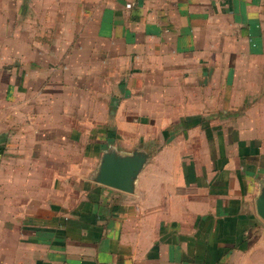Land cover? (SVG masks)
I'll return each mask as SVG.
<instances>
[{
  "label": "crops",
  "instance_id": "obj_1",
  "mask_svg": "<svg viewBox=\"0 0 264 264\" xmlns=\"http://www.w3.org/2000/svg\"><path fill=\"white\" fill-rule=\"evenodd\" d=\"M10 13L23 28L33 18L51 29L66 20L73 29L66 44L81 47L35 52L50 60L83 55V65L49 75L56 83L43 84L35 73L29 85L26 63L20 66L27 55L9 52ZM0 24L9 33L0 52V264H264L257 211L264 190V0H0ZM207 59L230 60L221 109L203 100V87H154L152 77L171 82V69H186L185 61L203 74ZM105 60L127 77L113 88L120 122L109 128L116 134L97 137L92 165L91 129L113 124L105 91L112 85H79L99 94L80 107L92 110L90 118L81 121L61 104L66 111L50 124L28 89L39 98L41 87H73L75 78L66 80L80 67L92 65L100 76ZM136 149L149 158L133 192L94 180L106 152Z\"/></svg>",
  "mask_w": 264,
  "mask_h": 264
},
{
  "label": "rangeland",
  "instance_id": "obj_2",
  "mask_svg": "<svg viewBox=\"0 0 264 264\" xmlns=\"http://www.w3.org/2000/svg\"><path fill=\"white\" fill-rule=\"evenodd\" d=\"M30 7V6H29ZM34 11L28 10L26 13L29 17H33L32 15ZM23 14V13H21ZM18 15V13H17ZM22 18V16H21ZM19 20V17L13 18L12 13H10V21L7 23L10 25V32L15 35V37H12L11 41L12 43L9 45V52H16L17 54L21 55H27L26 59L21 60V65L24 66V62L26 63V69L25 71L28 72L27 78L30 77V81L28 82L29 85H33L36 79L35 73L41 75L43 80V84H50V83H56L49 80V75L52 73L56 74L58 73L61 68H65L68 65H83V55L81 57H75L71 60L66 59H58V60H50L47 58H44L42 55L38 56L35 52L37 50L39 53H43L46 55V52L48 51H55L59 53H65L67 50L70 52L72 51L73 47H81V45H75L71 46L70 44H66L65 42V36L68 34H73V29L66 28L63 26L66 20L58 21L59 24H56L52 29L51 28H42L40 25L36 23V20L28 19L26 21V27L23 28L22 21ZM59 25V26H57ZM63 27H62V26ZM14 29V31H13ZM7 27L2 26L0 24V52L3 50V47L6 48L8 45H6L3 41L4 36L8 35L7 33ZM17 35H22L21 40L19 43H15L17 38ZM37 40V41H36ZM132 60L129 61L130 65H132ZM146 62V61H145ZM152 65H157L159 61H149ZM179 62V61H177ZM177 62L174 61V66L177 65ZM186 63V69H182L180 67H173L171 69V75L174 78H171L170 81L164 82L161 76L152 77L154 81L158 82L154 87H203V100L208 101L209 103L217 104L219 105L220 109L222 107V102L226 99L227 95L230 94V60H202L200 61L202 63L201 68L203 69V74H199V69L195 68V61H185ZM16 60L11 61V65L15 64ZM92 63V62H91ZM18 64V60H17ZM96 65V63H95ZM145 65H148V63H145ZM17 66V65H16ZM127 67V66H126ZM18 68V66H17ZM82 67L79 68L78 71L75 72L73 76L68 78L66 81H70L72 79L75 80L73 82V87L65 88H58L53 87L55 85H52L51 87H41L42 89V96L38 98L40 94L39 92H36V95L32 93L34 90L33 87H29L28 94L31 96L30 101H32V105H34V108L37 107V112L40 111V107L42 109V117L46 118L48 117V121L46 124H50L52 121H57V118H59L56 113L66 111V108H58L61 104L64 106H70L69 108L72 109L71 114L79 116V118L82 120H87L92 115L91 109H81L83 104L92 103L93 98L94 101L97 99V95L94 91L90 90V93H86V90H81L80 87H78L81 84H89L91 83L95 87H98L100 89L105 88L102 87L104 83H106L107 86L112 85V87L105 88V91L108 92L107 100L110 103L111 110H115L116 106V99L112 96L115 95V85H119L122 78H126V75H119L120 71H118V67L116 64V61L113 60H105L102 66V71H100L99 76V70H95V68H92V65H90V69H88L86 72H83ZM155 72H159L158 68H154ZM127 70V69H126ZM18 72V69L17 71ZM30 73V74H29ZM185 73V74H182ZM190 73L191 75H186ZM194 73H196L194 75ZM107 77H106V75ZM24 75V73H23ZM255 78V77H254ZM258 78V77H257ZM62 80V79H61ZM60 80V81H61ZM41 81V80H40ZM161 85V86H160ZM78 87V88H75ZM35 88V87H34ZM114 88V89H113ZM250 89H254V87H248ZM256 88V87H255ZM38 90L39 87H36ZM248 90L246 93L247 98H251L254 95L253 90ZM103 90V89H102ZM195 91V90H194ZM186 94V92H184ZM199 94V92H197ZM191 94H194V92H191ZM120 94H118L119 96ZM264 95V94H263ZM121 96V95H120ZM193 96V95H192ZM172 101H178L179 95L178 93H173L169 97ZM189 99V97H188ZM41 100V101H40ZM34 101H37L34 103ZM86 101V103H85ZM90 101V102H89ZM114 101V102H113ZM113 102V103H112ZM44 104L53 106V108L50 110V108H44ZM39 106V107H38ZM31 109L32 112L30 113L31 116H34V110ZM39 108V110H38ZM44 108V109H43ZM216 108V107H215ZM213 108V109H215ZM81 109V110H79ZM200 108H193L191 111L192 113H196L199 111ZM210 110L212 108L206 107L203 110ZM47 110V111H46ZM53 110V111H52ZM175 111V110H173ZM221 111V110H220ZM115 115H110V123L109 126L106 127L105 130L103 128L93 127L91 129V138L88 144V149L91 151L90 154V163L92 165L97 164L99 161V157L95 154L97 150L98 145V139L97 137L102 136L103 133L107 134L108 137H113L115 130L110 129V125H114L116 128V122H120L116 118V110L114 111ZM55 113V114H54ZM78 113V114H77ZM127 117V116H126ZM122 121V120H121ZM122 125L124 127H127V124L122 121ZM56 139L58 138L59 141H62V135L59 133H56ZM64 137V136H63ZM62 138V139H61ZM58 141V142H59ZM64 141V140H63ZM86 142V141H85ZM83 146V144H82ZM77 152V151H76ZM76 163H82V157L76 154L75 157ZM84 163V162H83ZM74 176L77 178V173L74 174ZM78 179V178H77ZM73 193L72 189H69Z\"/></svg>",
  "mask_w": 264,
  "mask_h": 264
},
{
  "label": "water",
  "instance_id": "obj_3",
  "mask_svg": "<svg viewBox=\"0 0 264 264\" xmlns=\"http://www.w3.org/2000/svg\"><path fill=\"white\" fill-rule=\"evenodd\" d=\"M148 158L147 152L140 149H136L130 154H123L116 150L106 152L102 156L99 168L93 178L112 188L133 192L135 181ZM257 211L264 219V190L257 198Z\"/></svg>",
  "mask_w": 264,
  "mask_h": 264
}]
</instances>
